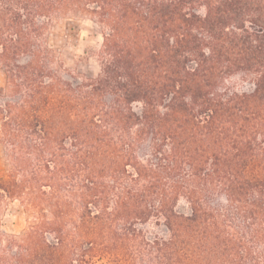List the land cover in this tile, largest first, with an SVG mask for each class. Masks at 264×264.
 I'll return each mask as SVG.
<instances>
[{
	"label": "trees",
	"instance_id": "obj_1",
	"mask_svg": "<svg viewBox=\"0 0 264 264\" xmlns=\"http://www.w3.org/2000/svg\"><path fill=\"white\" fill-rule=\"evenodd\" d=\"M75 15L91 77L49 42ZM0 145L34 217L0 264H264V0H0Z\"/></svg>",
	"mask_w": 264,
	"mask_h": 264
},
{
	"label": "rangeland",
	"instance_id": "obj_2",
	"mask_svg": "<svg viewBox=\"0 0 264 264\" xmlns=\"http://www.w3.org/2000/svg\"><path fill=\"white\" fill-rule=\"evenodd\" d=\"M49 42L56 58L66 69L82 77H91L97 71L95 52L99 48L102 36L100 27L83 16H68L56 20L48 33ZM9 168L5 149L0 145V178ZM34 221L17 200H8L0 210V234L4 237L19 236ZM147 236L155 232L145 228ZM154 231V232H153ZM94 264H115L96 261Z\"/></svg>",
	"mask_w": 264,
	"mask_h": 264
}]
</instances>
